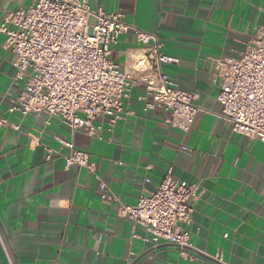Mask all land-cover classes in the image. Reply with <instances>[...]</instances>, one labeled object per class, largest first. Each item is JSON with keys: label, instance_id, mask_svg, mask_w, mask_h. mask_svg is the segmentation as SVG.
Returning a JSON list of instances; mask_svg holds the SVG:
<instances>
[{"label": "crops", "instance_id": "0c3cea01", "mask_svg": "<svg viewBox=\"0 0 264 264\" xmlns=\"http://www.w3.org/2000/svg\"><path fill=\"white\" fill-rule=\"evenodd\" d=\"M88 1L156 34L162 52L178 59L164 71L196 95L200 111L183 130L166 121L170 112L147 107L143 87L132 89L130 113L112 127L94 120L98 134L73 132L44 113L10 111L24 84L13 79L17 55L0 32V116L19 126L0 127V264H264V142L232 130L213 83L215 62L239 58L264 26V0ZM31 2L0 0V23ZM142 47L132 32L123 34L111 59L128 69ZM64 142L90 155L116 200L101 197L93 171L66 166ZM169 168L179 183L197 187L193 220L184 225L197 260L156 245L145 226L118 214L120 203L150 195Z\"/></svg>", "mask_w": 264, "mask_h": 264}, {"label": "built area", "instance_id": "2783aa9c", "mask_svg": "<svg viewBox=\"0 0 264 264\" xmlns=\"http://www.w3.org/2000/svg\"><path fill=\"white\" fill-rule=\"evenodd\" d=\"M0 32L6 35L7 48L17 55L13 79L24 84L10 111L44 113L60 118L73 132L98 134L101 126L94 124L96 118L108 119L112 127L130 113L127 103L134 87L144 88L151 99L147 107L170 112L166 121L183 130L191 127L200 111L196 95L179 88L163 69L178 59L162 52L156 34L127 23L121 13L93 10L88 0H32L26 8L8 11ZM129 32L143 47L132 57L131 66L122 70L111 59V45ZM215 70L221 117L232 123L235 133L264 142V26L245 41L239 58L218 59ZM9 125L0 116V127ZM64 144L70 149L66 166L93 171L101 197L116 200L90 155L73 142ZM47 151L50 161L54 150ZM196 191L195 185L179 183L169 168L150 195H141L135 205L120 203L118 214L145 226L156 245L170 244L181 257L197 260L201 256L190 249V232L184 226L193 220L190 199Z\"/></svg>", "mask_w": 264, "mask_h": 264}, {"label": "water", "instance_id": "95a60500", "mask_svg": "<svg viewBox=\"0 0 264 264\" xmlns=\"http://www.w3.org/2000/svg\"><path fill=\"white\" fill-rule=\"evenodd\" d=\"M166 245H170V244H166ZM170 246H172V245H170Z\"/></svg>", "mask_w": 264, "mask_h": 264}]
</instances>
